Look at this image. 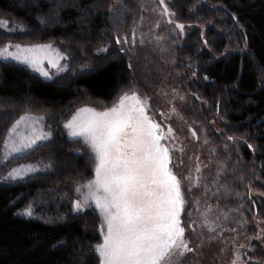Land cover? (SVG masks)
<instances>
[{
	"label": "trees",
	"instance_id": "16d2710c",
	"mask_svg": "<svg viewBox=\"0 0 264 264\" xmlns=\"http://www.w3.org/2000/svg\"><path fill=\"white\" fill-rule=\"evenodd\" d=\"M26 1L0 0V48L50 44L64 56L58 80L0 57V264H99L100 216L93 201L73 208L87 193L77 187L94 180L95 161L75 152L64 125L81 108L110 104L133 84L150 101L153 86L173 96L182 119L173 154L184 159L202 130L209 142L205 163L214 174L197 182L201 215L218 228L192 231L188 212L200 215L195 205L180 214L185 241L201 247L197 255L188 252L190 264H210L209 251L228 264L225 253L234 247L243 264H264V0ZM163 7L169 16L158 24L134 25L139 9L152 15ZM22 116L29 119L10 132ZM29 122L52 142L14 151ZM163 125L161 133L172 128L167 120ZM13 169L23 177L11 179ZM29 207L32 215H23Z\"/></svg>",
	"mask_w": 264,
	"mask_h": 264
},
{
	"label": "snow or ice",
	"instance_id": "6c2138e0",
	"mask_svg": "<svg viewBox=\"0 0 264 264\" xmlns=\"http://www.w3.org/2000/svg\"><path fill=\"white\" fill-rule=\"evenodd\" d=\"M164 11L168 12L167 7ZM176 26L183 29L181 24ZM16 48V53L9 52L7 46L0 48V57L37 67L40 58L36 54L46 52L51 45ZM26 119L20 117L10 132ZM64 127L70 137L83 138L95 161V179L77 187V192L86 188L87 193L73 208L79 211L92 200L101 214L103 242L95 248L100 264H174L173 257L193 251L184 239L180 221L184 201L180 180L168 166L169 150L160 143L159 125L145 114V104L134 92L131 96L124 93L117 104L104 111L82 108ZM46 136L37 134L27 142L22 138L13 150L31 147ZM9 177L22 178L23 171L13 169ZM22 214L31 216L30 207ZM204 223L214 231L206 214Z\"/></svg>",
	"mask_w": 264,
	"mask_h": 264
},
{
	"label": "rangeland",
	"instance_id": "374dc122",
	"mask_svg": "<svg viewBox=\"0 0 264 264\" xmlns=\"http://www.w3.org/2000/svg\"><path fill=\"white\" fill-rule=\"evenodd\" d=\"M112 1H115V0H112ZM164 8L165 7L160 9V11L153 12L152 15H151V12H149L147 10L139 9L137 16L134 18L136 20V23L134 25H136V27L142 26L143 23L146 22V20L148 21V23L158 24L157 22L160 21L162 15H165V16L168 15V13H165ZM129 13L132 14L131 11H129ZM50 23L52 24V22H50ZM163 23L164 22L161 20L160 24L162 25ZM53 25H56V24H53ZM178 29H179V31H181V34H184L183 29H180V28H178ZM120 38L123 41L126 40L125 36L122 35V33L120 34ZM70 41H71V39H70ZM123 41H121V42L123 43ZM122 43H121V45L124 44V43L123 44ZM44 45H49V44H36V45H28L27 44V45H20V46H22V49H25V48H33L36 46H44ZM12 48H14V49L10 50L9 52L16 53V51H17L16 46L13 45ZM58 54H60L61 57ZM58 54H56V52L54 50H52V48L47 50L46 52L37 53L36 55H38V57L40 58V62H39L37 67H32L28 64L23 65L24 63L22 64L17 60H15V61L17 62V64H20L23 67L27 66L26 67L27 69L31 70L33 73L41 76L42 78H48V79L51 78L52 80H54V78H56V80H58L62 76L61 73L59 74V72H60V68H62V65H63V62L61 61V60H63L62 56H64L60 52H58ZM49 60H52L53 63L50 64ZM42 72H46L48 74L47 77L42 75L41 74ZM133 74L136 77L138 76V71L136 70V68H135V72ZM156 85H159V84H156ZM134 87H135V85L133 84V86L129 87L127 90H124L110 104H101L100 102H94L93 106L89 105L88 107H83V108L95 109L97 112L104 111L106 109L112 108L115 104H117L119 101V97L122 96L124 93H128L129 96H131L133 94V92L136 94L138 99L142 103L145 104V114L153 122H155L156 124L159 125V129L157 130V132H158V134L162 135V137H163L161 139L160 143L163 147H165L169 150L170 163L173 167L170 166V163L168 166L171 169L172 173L174 175H176L177 178L180 180L181 194H182L183 201H184L183 209L181 211V217H182V214L185 213L186 209H188L190 205L191 206L192 205L197 206V210L200 212V215H199V213L195 215V212H194L195 209H192V210L190 209V211L188 212L189 220L193 221L192 231L195 230V232L197 234L198 233L197 228L200 226L203 227L205 224L204 223L205 219L201 215V211H203L204 206H205V204H202V203H205V201L202 197V194H201L202 188H201V185L199 186V184L197 182L198 181L197 177L200 178L202 176H212L214 174V168L211 166H207L205 163V157H206V154L208 152L207 147H208L209 142H208L207 138L204 137L205 133L202 130L203 134L201 133V134H199V137H196L197 145L191 149H188V153H186L184 159L179 155L173 154L174 153L173 144L178 146L180 143L179 142L180 140L177 138L175 139V141L173 140L176 137L175 129H178L177 127H178L179 123H182V119L177 118L174 114V111H175V103L174 102L175 101L173 99V96L170 93L165 92L164 91L165 89L163 87L153 86L151 89V94L149 93L150 96L153 98V101H150L149 98L147 97V95L144 94V90L142 87H138L137 89ZM155 100H157V103ZM153 105L155 107H153ZM78 111H76V113ZM172 114H174V115H172ZM173 116H174L175 121H173L172 119H169ZM166 120H167V122H169L172 125V128H169V129H171V130L173 129V132H175L173 137H171V134H169L168 128L165 129V133L164 132L161 133L162 130H161V132L159 131L160 130V124L163 125V122H165ZM23 128L25 129V131H23V129H21V130L25 134V136H16V139L18 140V142H16V144L18 143V146H19L22 138H23L24 142H27L29 139L33 138L34 135L43 134L42 132L40 133V129H34L33 122H29L26 125L23 124ZM65 129H67V128H65ZM178 130L180 131V129H178ZM68 133H69V129H68ZM68 133H66V136L70 140H75V143L73 144L75 152L77 151L79 154H83V155L86 154L87 152H88V154L89 153L92 154L90 148L88 147V145L85 144L82 137H70V135ZM185 134H186L187 138H189V140L190 139L193 140V135H191L190 131H188V132L186 131ZM203 138L205 139V141L201 140ZM58 139L59 138L57 137V140ZM196 139L192 143H194L196 141ZM39 140L40 139L36 140V142H38V145L40 142L47 143L48 140H49V142H52L53 136H50V138H49V136L47 135L44 139H41L40 141ZM32 145H34V144H32ZM26 148L28 149L30 147H25L23 149H26ZM23 149H21L22 152H24ZM172 150H173V152H172ZM48 151H50V150H48ZM69 152H70V154H72L71 150ZM178 153L182 154L180 152H178ZM172 155L174 156V161H173ZM182 159H183V161H182ZM68 163H70V161ZM197 167L199 168V172L196 171ZM177 171H178V173H177ZM94 179H95V171H94ZM91 201L92 200H89L88 202H91ZM92 205L95 207V210L99 214L101 222H102L101 214H100L99 210L96 208L94 201H93ZM207 220H208V222L210 221L209 218ZM216 228H218V226H215L213 224V229L216 230ZM104 231H106V228H104ZM204 231H205V233H207V231L209 234L212 233V231H209L206 226H204ZM185 238H186V236L184 237V239ZM255 239L257 241L259 240V242H261L263 237L260 238V235H257L255 237ZM102 242H103V237H102ZM192 248L194 249V252L196 255H197L198 251L201 250V249L199 250V248H201L199 245L193 244ZM236 249H237V247H234L229 256L225 253L226 258L223 260L227 259L226 261L228 262V264H233L234 261H235V264H243L241 262L242 258L240 260V254H239V252L236 251ZM206 256H208L207 262L209 260L210 264H222V263H220V261L217 260V257H216L217 254H215L213 256L210 254V251H209ZM183 257H185V258H183ZM237 257H239V259H237ZM183 259H186L189 262V264L194 263V260L192 262V257L190 258V255L188 254V252H185L182 257L181 256L173 257L174 264H181ZM217 261H218V263H217ZM99 264H100V261H99Z\"/></svg>",
	"mask_w": 264,
	"mask_h": 264
}]
</instances>
